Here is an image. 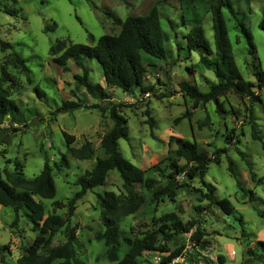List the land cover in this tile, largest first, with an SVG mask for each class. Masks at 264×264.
I'll list each match as a JSON object with an SVG mask.
<instances>
[{"label": "clouds", "instance_id": "1", "mask_svg": "<svg viewBox=\"0 0 264 264\" xmlns=\"http://www.w3.org/2000/svg\"><path fill=\"white\" fill-rule=\"evenodd\" d=\"M0 264H264V0H0Z\"/></svg>", "mask_w": 264, "mask_h": 264}]
</instances>
